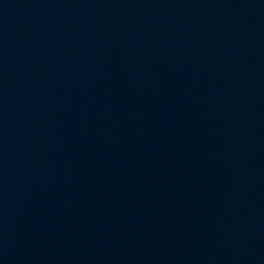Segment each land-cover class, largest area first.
<instances>
[{"label":"water","instance_id":"obj_1","mask_svg":"<svg viewBox=\"0 0 264 264\" xmlns=\"http://www.w3.org/2000/svg\"><path fill=\"white\" fill-rule=\"evenodd\" d=\"M67 264H264V0H183Z\"/></svg>","mask_w":264,"mask_h":264}]
</instances>
